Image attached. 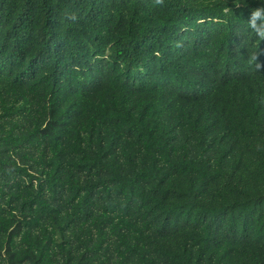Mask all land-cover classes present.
<instances>
[{"label": "trees", "instance_id": "1", "mask_svg": "<svg viewBox=\"0 0 264 264\" xmlns=\"http://www.w3.org/2000/svg\"><path fill=\"white\" fill-rule=\"evenodd\" d=\"M261 0H0V264H264Z\"/></svg>", "mask_w": 264, "mask_h": 264}, {"label": "clouds", "instance_id": "2", "mask_svg": "<svg viewBox=\"0 0 264 264\" xmlns=\"http://www.w3.org/2000/svg\"><path fill=\"white\" fill-rule=\"evenodd\" d=\"M261 3L264 4V0H261ZM246 27L259 41H264V6L251 10Z\"/></svg>", "mask_w": 264, "mask_h": 264}]
</instances>
